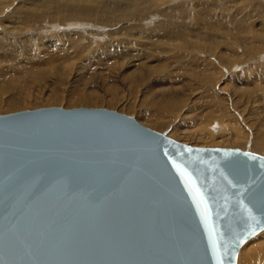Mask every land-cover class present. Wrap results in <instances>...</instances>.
<instances>
[{"label":"water","instance_id":"95a60500","mask_svg":"<svg viewBox=\"0 0 264 264\" xmlns=\"http://www.w3.org/2000/svg\"><path fill=\"white\" fill-rule=\"evenodd\" d=\"M264 156L104 107L0 114V264H236Z\"/></svg>","mask_w":264,"mask_h":264},{"label":"rangeland","instance_id":"374dc122","mask_svg":"<svg viewBox=\"0 0 264 264\" xmlns=\"http://www.w3.org/2000/svg\"><path fill=\"white\" fill-rule=\"evenodd\" d=\"M32 1H0V49H34L27 56L16 54L31 61L39 60L36 49H68L71 68L62 71L64 62L57 64L60 70L30 85L20 97L2 94L0 114L47 106L104 107L191 145L240 148L264 156V148L253 147L256 139H264V0H125V11L113 14L106 5L119 4L115 0ZM61 3L82 7L86 16L71 18ZM139 9L143 14L134 15ZM171 23L176 27L168 34L161 30ZM223 52L234 58L231 66L220 60ZM2 55L0 65L5 64ZM13 56L7 62H15ZM195 74L213 80L199 82ZM55 94L58 102L50 99ZM221 123L225 131L211 136L208 128L216 132ZM249 244L236 264L249 262L248 248L264 247V233Z\"/></svg>","mask_w":264,"mask_h":264},{"label":"bare ground","instance_id":"6f19581e","mask_svg":"<svg viewBox=\"0 0 264 264\" xmlns=\"http://www.w3.org/2000/svg\"><path fill=\"white\" fill-rule=\"evenodd\" d=\"M1 1V0H0ZM22 1V0H21ZM28 1H30V0H28ZM34 1V3H35V1H38V0H33ZM33 1H32V4H33ZM40 1V0H39ZM39 1H38V4H39ZM43 1V0H42ZM61 0H47V2H60ZM99 1V0H98ZM97 1V2H98ZM101 1V0H100ZM125 0H115V4L116 3H119V4H117V5H111L110 6V4L109 5H106V8L107 9H109V10H112V14H113V10H116V9H119L120 11H123L122 9H121V6H123V4H122V2H124ZM227 1V0H226ZM44 2V1H43ZM64 2V1H63ZM94 2V1H93ZM105 2V1H104ZM110 2V1H109ZM137 2V1H136ZM204 2V1H203ZM223 2V1H222ZM42 3V2H41ZM66 3V2H65ZM72 3H74V4H76L75 2H73L72 1ZM154 3V2H153ZM1 4V3H0ZM3 4V3H2ZM5 4V3H4ZM31 4V5H32ZM46 4V3H45ZM53 4V3H52ZM61 4H63V3H61ZM74 4H70V5H68V4H63V7L66 9V11L68 12V15H70V17L72 18V16H74V17H76V16H78V17H85L86 16V13H85V11H84V9L82 8V7H77V6H73ZM84 4H86V3H84ZM101 4H102V1H101ZM126 4H128V3H126ZM131 4V3H130ZM132 4H135V3H132ZM42 5L43 4H41V7H42ZM98 5V4H97ZM97 5H95V6H93V7H96ZM144 5H146V3L144 4ZM221 5V4H220ZM258 5V4H257ZM26 6V5H25ZM115 6V8H113ZM213 6V5H212ZM211 6V7H212ZM32 7V6H31ZM37 7V6H36ZM39 7V6H38ZM45 7V6H44ZM54 7V6H53ZM101 7V6H100ZM127 7V6H126ZM23 8V7H22ZM29 7H27V9H28ZM33 8H35V7H33ZM50 8V7H49ZM105 8V9H106ZM124 8H125V5H124ZM173 8V7H172ZM203 8V7H202ZM214 8V7H213ZM61 9V8H60ZM106 9V10H107ZM170 9V8H169ZM176 8L174 7L173 8V11L175 10ZM201 9V8H200ZM33 10V9H32ZM36 10V9H35ZM46 10V9H45ZM51 10H52V8H51ZM106 10H104V11H106ZM146 10H147V8H146ZM172 10V9H171ZM26 11V10H25ZM50 11V10H49ZM53 11V10H52ZM101 12H103V9L102 10H100ZM100 11H98V12H100ZM108 11V10H107ZM125 11V10H124ZM123 11V12H124ZM175 11H178V10H175ZM223 10H221V12H222ZM46 12H47V10H46ZM87 12H90V14L89 15H92L91 14V11L90 10H88L87 9ZM97 12V11H96ZM119 12V11H118ZM122 12V13H123ZM129 12V11H128ZM131 12V11H130ZM171 12V11H170ZM211 12H213L212 10H211ZM225 12V11H224ZM19 13V12H18ZM36 13V12H35ZM44 13V12H43ZM111 13V12H110ZM115 13V12H114ZM174 13V12H173ZM179 12H177V14H178ZM205 13V12H204ZM208 13V12H207ZM215 13V12H214ZM223 13V12H222ZM12 14H14V13H12ZM24 14V13H23ZM27 14H29V13H27ZM39 14V13H38ZM47 14V13H46ZM51 14V13H50ZM98 14V13H97ZM131 14H132V12H131ZM140 14H143V10H141V9H139V10H136L135 11V13H134V15H140ZM172 14V13H171ZM206 14V13H205ZM22 15V14H21ZM44 15V14H43ZM118 15V14H117ZM227 15V14H226ZM225 15V16H226ZM25 16V15H24ZM31 16V15H30ZM42 16V15H41ZM123 16V15H122ZM125 16V15H124ZM182 16V15H181ZM207 16H208V14H207ZM214 16V15H213ZM222 16V15H221ZM224 16V17H225ZM33 17V16H32ZM246 17V16H245ZM125 18V17H124ZM217 18V17H216ZM229 18V17H228ZM172 19V18H171ZM176 19V21H177V18H175L174 17V20ZM186 19V18H185ZM203 19H207L206 17L205 18H203ZM218 19V18H217ZM227 19V18H226ZM234 19V18H233ZM233 19H231L230 21H232ZM237 19V18H236ZM168 20V19H167ZM166 20V21H167ZM173 20V19H172ZM219 20V19H218ZM244 20V19H243ZM179 21V20H178ZM220 21H221V19H220ZM227 21V20H226ZM245 21V20H244ZM161 22H163V21H161ZM184 22V21H183ZM182 22V23H183ZM206 22V21H205ZM219 22V21H218ZM217 22V23H218ZM222 22V21H221ZM234 22V21H233ZM236 22V21H235ZM204 23V22H203ZM215 23V22H214ZM232 23V22H231ZM160 24H162V23H160ZM172 24V23H171ZM177 24V23H176ZM181 24V23H180ZM184 24V23H183ZM219 24V23H218ZM227 24H229V23H227ZM0 25H2L1 24V22H0ZM159 25V24H158ZM163 25V24H162ZM162 25H160V26H162ZM173 25V26H172ZM172 25H164L163 27H162V31L163 32H165V33H169V30H170V28L172 29L173 27H174V24H172ZM208 25V24H207ZM212 25V24H211ZM215 25V24H214ZM214 25H212L213 27H215ZM170 26H172V27H170ZM177 26H178V24H177ZM182 26V25H181ZM226 26V25H225ZM225 26H222V27H225ZM176 27V26H175ZM174 27V28H175ZM211 27V26H210ZM220 27V26H219ZM230 27V26H229ZM243 27V26H242ZM179 28V27H178ZM182 28V27H181ZM202 28H203V26H202ZM205 28V30H206V27H204ZM226 28V27H225ZM182 29H184V27L182 28ZM228 29V28H227ZM173 30V29H172ZM211 30H213V29H211ZM219 30V29H218ZM217 30V31H218ZM220 30H222V29H220ZM219 30V31H220ZM207 31H208V29H207ZM216 31V32H217ZM181 32H182V35L184 34V32H187V31H185L184 30V32H183V30H181ZM181 32H179V31H176L175 32V34L177 33V34H181ZM215 32V33H216ZM218 33V32H217ZM225 33V32H224ZM209 34H211V33H209ZM185 35V34H184ZM186 35H187V33H186ZM198 35H200V34H198ZM172 36V35H171ZM211 36V35H210ZM220 38V37H219ZM16 43V42H15ZM18 43V42H17ZM212 46V45H211ZM229 47V46H228ZM108 49V48H107ZM203 49V48H202ZM30 50H34V49H0V52H1V54H3L2 55V58H1V61H3V62H5V64H1L0 65V96L2 95V94H6V93H9V92H11V93H13L15 96H19L20 97V95L22 96V94H24V93H26L27 91H28V89H29V87H30V85H33V83H37V82H41L42 80H44V81H46L45 79H49L50 78V73H52L53 71H55V70H60V69H58V66H57V64H60V63H63V67L61 68V70L62 71H68V70H70V64L68 65V63H67V61H69V60H67V59H69L70 58V55H69V53H70V50H68V49H59V50H57L56 52L55 51H53L52 49H36V51H38L39 52V54L37 53V55H38V57H39V60L38 61H35V60H33V61H31V59H29V58H27V57H25V56H27L26 54L30 51ZM97 50H99V49H97ZM100 50H102L101 52L102 53H105V52H108V50H105V49H100ZM111 50V49H110ZM150 50V49H149ZM177 50V49H176ZM175 50V51H176ZM203 50H206V49H203ZM210 50V52H213L214 50L213 49H209ZM69 51V52H68ZM185 51V50H184ZM183 51V52H184ZM14 52V54H15V56H13V59H15V58H17L16 57V54L17 53H20V55H24L25 54V56L21 59V60H19L18 58L17 59H15L14 61L15 62H7L8 60H10V59H7V58H9L10 56H11V54ZM110 52V51H109ZM158 52V51H157ZM160 52V51H159ZM164 52V51H163ZM186 52H187V50H186ZM36 53V52H35ZM180 53V52H179ZM92 54V53H91ZM114 54V53H113ZM146 54V53H145ZM189 54V53H188ZM221 54H223V56L221 57V61L225 64V66H231L232 64H233V62H234V58H232L230 55H225L224 54V52L223 53H221ZM149 55V54H148ZM185 55V54H184ZM201 55H203V54H201ZM214 55V54H213ZM181 56H182V54H181ZM180 56V57H181ZM205 56V55H204ZM208 57H211L210 55H207ZM215 56V55H214ZM220 56V55H219ZM218 56V57H219ZM213 57V56H212ZM214 58H217L216 56L214 57ZM87 60H93V55H92V57H90V58H87ZM61 61V62H60ZM211 61H213V59L211 60ZM65 63H67V64H65ZM127 63H128V61H127ZM53 65V66H52ZM72 66V65H71ZM138 68H141V67H138ZM143 68V67H142ZM142 69H140L139 71H140V73L141 72H143V71H141ZM138 71V72H139ZM206 73V72H205ZM203 74H204V72H203ZM65 75V74H64ZM135 76H136V74H135ZM138 76V75H137ZM136 76V77H137ZM209 76V75H208ZM206 76V74L205 75H196L195 74V79L196 80H198L199 82H206V81H212L213 80V76ZM141 77H142V75H141ZM135 78V77H134ZM143 79V78H142ZM209 79V80H208ZM157 81V80H156ZM160 83V82H159ZM209 89H212V88H209ZM27 90V91H26ZM17 94V95H16ZM165 94V93H164ZM94 95V94H93ZM24 96V95H23ZM28 97V96H27ZM97 97V96H96ZM50 99L53 101V102H58L59 100H60V96H59V94H55V95H53V96H51L50 97ZM1 100V99H0ZM16 100H18V99H16ZM50 100V101H51ZM99 99L97 98V101H98ZM51 101V102H52ZM171 103V102H170ZM165 104V103H164ZM171 105H172V103H171ZM222 106H220V108H221ZM223 109V108H222ZM216 120V119H215ZM219 120V119H218ZM211 126V125H210ZM217 126V125H216ZM225 125L223 124V123H221V124H219V126H218V128H217V131L216 132H213L212 130H210L209 128H208V133H210L211 134V136H217L218 134H222L224 131H225V127H224ZM212 128V127H211ZM216 129V128H215ZM209 134V135H210ZM254 145H253V147H254V151H258V150H260V149H263L264 148V139L263 140H257L256 139V141L253 143ZM262 152V151H261ZM261 155V154H260ZM261 233H264V229H262L261 231H259L257 234H255L254 236H252V237H250L249 239H247L243 244H242V246L239 248V250H238V255H237V261H238V257L239 256H241V254H243V251H245L246 249V246L251 242V241H253V240H255V238H257V236L258 235H260ZM259 239V238H258ZM251 244H253V243H251ZM251 244H249V246L248 247H250V245ZM245 249V250H244ZM246 254V253H245ZM247 254H248V259H249V264H264V247L262 246V247H257V248H255V249H249L248 248V250H247ZM242 257V256H241ZM247 256H245V258H246ZM255 258H260L259 260L258 259H255ZM246 260V259H245ZM239 262V261H238ZM247 263V264H248Z\"/></svg>","mask_w":264,"mask_h":264}]
</instances>
